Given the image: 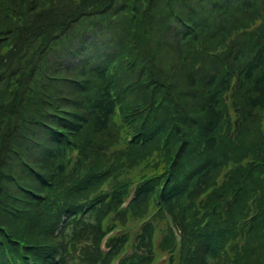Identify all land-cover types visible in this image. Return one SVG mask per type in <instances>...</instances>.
<instances>
[{
    "label": "trees",
    "instance_id": "trees-1",
    "mask_svg": "<svg viewBox=\"0 0 264 264\" xmlns=\"http://www.w3.org/2000/svg\"><path fill=\"white\" fill-rule=\"evenodd\" d=\"M114 261L264 264V0H0V264Z\"/></svg>",
    "mask_w": 264,
    "mask_h": 264
}]
</instances>
